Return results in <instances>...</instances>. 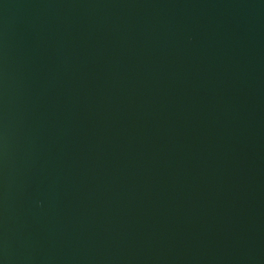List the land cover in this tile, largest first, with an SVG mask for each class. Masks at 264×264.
I'll list each match as a JSON object with an SVG mask.
<instances>
[{"label":"water","instance_id":"water-1","mask_svg":"<svg viewBox=\"0 0 264 264\" xmlns=\"http://www.w3.org/2000/svg\"><path fill=\"white\" fill-rule=\"evenodd\" d=\"M0 264H264V0H0Z\"/></svg>","mask_w":264,"mask_h":264}]
</instances>
